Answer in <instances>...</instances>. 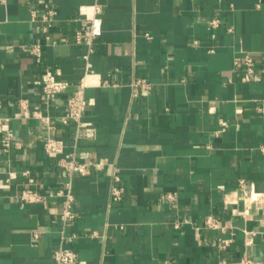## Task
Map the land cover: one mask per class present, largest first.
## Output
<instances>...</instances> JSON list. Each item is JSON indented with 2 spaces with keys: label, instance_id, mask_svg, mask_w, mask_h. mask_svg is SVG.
<instances>
[{
  "label": "crops",
  "instance_id": "obj_1",
  "mask_svg": "<svg viewBox=\"0 0 264 264\" xmlns=\"http://www.w3.org/2000/svg\"><path fill=\"white\" fill-rule=\"evenodd\" d=\"M96 2L104 9L103 34L87 73L88 48L74 36L78 18ZM46 3L57 12L50 40L32 21V11L40 18ZM34 44L44 46L41 59L22 51ZM249 53L260 81L244 82V69L236 68ZM47 70L70 84L49 108L40 100ZM140 78L153 88L134 98L130 84ZM82 82L88 125L76 140L75 123L63 117ZM21 101L42 110L53 128L21 118ZM260 107L264 0L0 1V119H10L20 144L7 149L0 134V264H56L63 228L75 236L63 245L79 264H232L246 255L264 264V213L246 208L240 184L264 193ZM49 136L90 165V175L72 179L77 217L65 227L62 199L53 195L69 177L45 152ZM26 171L49 196L48 208L21 200L31 187ZM115 171L125 188L121 202L111 200ZM167 193H177V201L163 199ZM208 216L226 233L202 228L197 238ZM219 237L234 240L222 254Z\"/></svg>",
  "mask_w": 264,
  "mask_h": 264
},
{
  "label": "built area",
  "instance_id": "obj_2",
  "mask_svg": "<svg viewBox=\"0 0 264 264\" xmlns=\"http://www.w3.org/2000/svg\"><path fill=\"white\" fill-rule=\"evenodd\" d=\"M1 2H6L7 0H0ZM24 3H36L40 0H21ZM44 11L42 12L40 18L36 11H32V21L40 22L41 29L46 35V39L50 40L49 31L53 26L57 12L52 7V5L46 3L44 4ZM104 9L103 6L96 2L94 5L88 7V9L83 12L82 17L78 18L80 21V27L76 30L74 36V42L77 45H85L88 48V52L84 55L85 60V69L89 73L93 69V64L90 60L91 54L94 53L95 42L103 34V15ZM211 28H217L220 25V21L215 19L211 22ZM53 44L56 45L57 41H53ZM10 49L11 47H7ZM22 51L29 54L32 57L41 59L44 54V46L42 44H34L31 46H22ZM237 69H244L245 75L243 78L244 82H257L261 80V74L257 69V60L252 54H246L242 60H238L235 63ZM41 95L40 100L46 105L47 108L55 102L59 96L70 87V84L65 81H58L53 72L47 70L41 77ZM130 87L132 88L133 97L137 98L141 95L142 92L151 91L153 88L152 83L147 79H135L131 82ZM86 83L82 82L74 93L67 100V111L63 117V123H75L77 137L76 140L82 137L81 131L88 124L84 122V117L88 108V100L85 95ZM20 115L23 119L35 118L39 119L44 125H47L49 129H52L50 117L44 115L42 110L31 111L28 104L25 101H21L20 104ZM258 112L264 115V108H258ZM222 129L225 131L228 127V124L224 121L221 122ZM0 134L2 135V143L11 149L12 147H19L20 144L16 143L14 140V131L10 126V119H0ZM87 138L93 137L92 133H87L85 135ZM44 148L47 156L57 162L58 167L64 171L69 177V182L65 189H60L54 193V197L62 199L63 204V213L61 216V221L64 227L74 221L77 217V214L74 210L75 205V196L72 188V179L76 175L88 176L90 175V165L86 163H81L77 159V153L74 151L70 154H65L66 143L64 140L57 139L53 136H49L44 141ZM259 151L264 155V145L259 147ZM25 177L28 178V183L31 187L25 189L20 198L24 203H41L46 208L49 207V196L40 193L36 190L37 181L30 176L29 171L23 173ZM112 185H111V200L112 202H121L124 199L125 188L121 185V176L115 171L112 174ZM242 191L245 194L244 203L247 209H256L257 211H263L264 213V193H256L253 189L250 191H245V181L240 182ZM163 199L170 202H176L178 199L177 193H167L163 196ZM230 204V200L226 199L225 205ZM175 228H180L179 224L175 225ZM217 230L221 233H226L227 227L222 225L221 221L214 217L208 216L201 228H196V236L200 237L201 229ZM254 236V233H251V238ZM75 238L67 237L64 232V228L61 231V247L56 252V264H79L78 254L69 248L64 247L66 241H72ZM35 240L39 239V234H35ZM234 240L232 238L219 237L218 238V252L220 254L225 253L232 246ZM220 264H226L225 260H222ZM232 264H261L249 256H244L240 261Z\"/></svg>",
  "mask_w": 264,
  "mask_h": 264
}]
</instances>
